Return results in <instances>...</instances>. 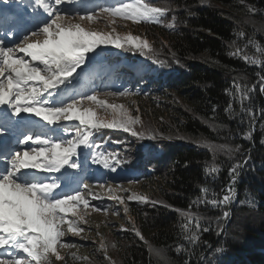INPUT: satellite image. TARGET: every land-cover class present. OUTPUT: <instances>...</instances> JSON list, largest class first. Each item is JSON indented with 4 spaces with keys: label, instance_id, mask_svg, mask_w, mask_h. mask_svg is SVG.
Returning <instances> with one entry per match:
<instances>
[{
    "label": "trees",
    "instance_id": "1",
    "mask_svg": "<svg viewBox=\"0 0 264 264\" xmlns=\"http://www.w3.org/2000/svg\"><path fill=\"white\" fill-rule=\"evenodd\" d=\"M76 2L81 4L80 0ZM134 2L123 0L121 3ZM141 2L170 5L173 9L158 22L144 23L147 36L143 38L151 50L145 49L146 54L141 55L140 50L125 45L123 56H119L97 47L87 54V61L101 59L104 64L106 76L100 81L101 91L134 84L133 88L144 92L168 96L175 112L156 122L142 118L136 128L145 132L144 139L113 129L92 130L89 144L78 149L88 165L95 164L93 158L97 153L103 156L116 153L123 161L120 167L132 171L128 180L162 178L165 186L160 192L149 195V202L128 205L127 217L132 227L142 232L147 244L135 236L132 227L124 226L117 234L118 249L111 246L116 240L111 237L113 241L106 246L107 254L100 249L84 264H109V260L111 264H161L150 247L164 250L170 264H185V261L188 264H264V117H261L264 93L260 92L259 84L260 75H264V55L254 46L264 48V0ZM250 7L255 11L250 12ZM168 24L174 27L158 30ZM250 40L254 44H249ZM237 49L260 63L250 64L241 55H230ZM142 56L151 57L144 67L138 65ZM159 61H164L167 67H160ZM155 64L159 67L154 69ZM141 71L139 76L137 73ZM131 77L133 80L129 81ZM236 86H255V89L249 100L240 102L229 95ZM52 91L55 94L56 91ZM92 91L91 75L84 71L79 84L68 87L65 94L80 99L81 95L86 97ZM55 95L53 101L57 99ZM230 102L236 113L232 116L226 111ZM242 107L251 109L257 117L250 138H246L250 114L241 112ZM78 124L68 123L64 131L73 135ZM149 133H157L158 137L149 139ZM202 141L238 150L231 156L218 152L213 160V153ZM235 163L243 166L234 185L235 198L229 205H192V201L202 195L220 197L222 189L231 183L229 171ZM213 165L220 167L214 178L206 176L207 168ZM151 201L157 203L153 206ZM180 211H191L193 223L198 219L201 227L209 228L201 234L202 242L198 246H189L183 239L184 217ZM224 211L229 212L227 218L223 217ZM181 244L187 251L178 253L176 248ZM218 247L224 251L216 253Z\"/></svg>",
    "mask_w": 264,
    "mask_h": 264
},
{
    "label": "snow or ice",
    "instance_id": "2",
    "mask_svg": "<svg viewBox=\"0 0 264 264\" xmlns=\"http://www.w3.org/2000/svg\"><path fill=\"white\" fill-rule=\"evenodd\" d=\"M4 2L13 3L14 0H4ZM67 2L72 0H17L15 9L0 10V142L4 145V150L0 151V163L4 165L3 170H0V249L4 250L0 264H53L50 255L67 264L65 258L59 254L57 246L75 248L78 245L71 242L60 243L65 235L62 225L67 223V231L78 235L82 229L76 226L75 221L68 220L67 214L75 215L78 206H83L81 208L83 212L89 207V197L95 200L97 195L92 192V185L85 183L83 190L78 194L63 197L57 192L60 185L56 182L55 174L70 169L71 171L64 175L63 179L65 184L71 185L74 174L80 168L78 148L89 144L93 135L92 130L118 129L130 133L133 137L145 138V132L135 127L140 123L139 117H133L120 105H106L104 101L98 99V94H90L86 97L81 95L80 99L74 97L70 103H64L62 106L53 102L52 90L71 80L77 69H81L85 64L88 53L94 52L100 45H112L117 49L125 47L119 36L86 31L81 23H73L72 19L62 16L60 6ZM204 2L205 0H201V3ZM243 2L244 0H241V3ZM40 10L50 18V22L45 21L42 27L33 25L22 34L19 43L11 41L15 43V46H9V37L26 21L39 16ZM170 11H173L170 5L154 6L151 3L135 0L134 3H121L119 7H104L100 15L122 17L133 22L141 20L158 22L160 17ZM249 11H255V9L250 7ZM93 19L91 15L79 17L80 22L85 20L92 22ZM172 19L176 21L177 18L173 15ZM167 26L172 28L174 24ZM240 35L242 36L243 33ZM123 39L132 48H138L141 55H145L144 50L149 49L146 41H140L136 37L127 36ZM233 43L235 44V41ZM248 43L254 44L251 40ZM254 46L264 55V48L258 44ZM20 53L23 56L19 55ZM230 55H241L242 59L250 64L260 63L256 59H251L246 53H240L239 49ZM158 63L160 67H167L164 61ZM259 84L260 92L264 93V75H260ZM254 89L255 86L246 88L236 86L235 91H230L229 95L233 100L243 102L251 98ZM126 94L127 91L119 93V95ZM105 95L114 96L117 93L108 92ZM85 101L104 106L105 110L111 108L115 113L114 118L111 122L98 120L94 111L81 107ZM226 111L230 116L236 114L231 102ZM240 111L250 114L249 131L246 133V138H250L252 125L257 117L251 109L242 107ZM22 113L33 114L48 125L57 124L60 121H78L79 126L76 127L72 139L57 141L50 137L32 134L20 135V129L17 126L21 124ZM261 117H264V109H261ZM12 136H15V142L20 146L15 150L7 147V138ZM157 137V133L148 134L149 139ZM113 142L120 143V141ZM201 143L213 153V160L218 152L231 156L233 151L238 150L225 144L214 145L208 141ZM24 146H27L28 150H24ZM109 159L115 163L116 167H120L123 163L116 153H109L108 156L97 153L93 162L102 163L107 168L110 165ZM242 166L241 163L231 166L229 171L231 183L222 189L220 197L216 194L202 195L192 201V205L197 207L200 204L213 207L229 205L235 198L234 185ZM116 167L112 168V171H115ZM219 171L220 167L213 165L207 168L206 176L211 175L214 178ZM41 173L48 175L41 176L39 175ZM38 175L41 176L39 182L28 179ZM99 187L103 188L104 185L100 184ZM109 191L111 192V189ZM113 198L124 205L123 211L127 214L129 212L127 201L119 196ZM127 200L149 202L147 198L135 194L128 196ZM151 203L154 206L157 201H151ZM159 203L164 202L159 201ZM92 208L98 210L96 205ZM114 214L119 213L117 211ZM180 215L184 217V223L181 224L183 239L189 246H198L202 242L201 234L208 232L209 228L201 227L198 219L196 223H193L194 214L191 211H180ZM195 216L199 217V213ZM228 216L229 212L224 211L223 217ZM131 230L136 237L148 243L142 232L134 225ZM9 249L15 250L17 254L25 255H14ZM100 249H105L103 242L100 244ZM149 250L160 259L161 264H170L164 250L152 247ZM176 251L178 253L187 251V248L181 244ZM223 251L221 247L215 249L216 253ZM75 259L80 258L75 257ZM109 264H111L110 260ZM185 264H188V261H185Z\"/></svg>",
    "mask_w": 264,
    "mask_h": 264
},
{
    "label": "rangeland",
    "instance_id": "3",
    "mask_svg": "<svg viewBox=\"0 0 264 264\" xmlns=\"http://www.w3.org/2000/svg\"><path fill=\"white\" fill-rule=\"evenodd\" d=\"M77 0H72V2H67L60 6V14L62 16L72 19L73 23H81V26L87 31H97L100 33H111L114 36H119L122 38L121 42L125 45H128L125 41L127 36H133L138 38L140 41H146L143 37L147 36V29L144 23L145 20L139 22H133L130 19H125L122 17H112L109 15H100L102 8L108 7H119L123 0H81V4H77ZM75 2L76 8H74L73 3ZM1 3H6L4 0H0ZM14 3L17 4V0H14ZM115 3V4H114ZM64 7V8H62ZM89 8H91L89 10ZM93 16L94 19L92 22L87 20L80 22V16ZM47 21L50 22V18L46 16L40 10V15L34 18H31L29 21H26L19 30L12 34L9 37V46H15V43H19L22 38V29L24 27L30 28L28 23L42 27L43 23ZM10 26V25H9ZM169 28L168 26H162L160 30ZM26 32V31H25ZM168 32V31H167ZM154 33V32H152ZM30 34V33H29ZM15 41V43H11ZM99 49L103 48V51L108 53L115 52L119 56H123L122 48H115L112 45H100ZM138 49V48H134ZM139 50V49H138ZM19 55L23 56L22 53ZM30 59V58H26ZM149 58L142 56L139 60L138 65L144 67L149 64ZM152 63V62H151ZM85 66L83 65L81 69H77V72L73 74V77L70 78V81H66L64 84L60 85L55 92L56 102L58 105L64 103H70L73 95L65 94V89H68L71 85L77 86L79 79L84 75V71L90 73L92 78V86L94 91L92 94H98V99L105 102L106 105H120L124 109L128 110L133 117H139L140 123L142 118H147L154 122L158 121L159 118L163 116H171L175 112V108L171 99L165 94H154L152 92H144L141 89L133 88L134 84L129 87H118L117 89H108L101 91L100 80L105 79L104 73V64L101 59L96 61H85ZM129 65V64H128ZM86 67V68H85ZM158 64H155V68H158ZM153 69V70H154ZM141 72L137 73L139 76L142 75ZM95 75V76H94ZM129 81L133 80V77L129 78ZM61 90V91H60ZM127 91L126 95H119L120 92ZM113 92L117 93L114 96H107L105 93ZM47 95V94H46ZM181 96V95H180ZM186 99V95L182 96ZM182 98V99H183ZM167 103V104H166ZM172 103V104H171ZM82 108L90 109L96 113L98 120H103L104 122H111L114 118L115 113L111 108L105 110L104 106H98L93 102H87L81 105ZM36 124V129L38 132L46 131L43 134V137H50L53 140L60 139H72L75 135H72L69 131H64L65 125L71 122L73 124H78V121H60L57 124L48 125L46 122L42 121L39 117H36L33 114H21V124L17 127L20 129V135L31 134V131L28 129L27 133L21 131L22 127H26V123ZM137 124V125H140ZM79 125V124H78ZM136 125V126H137ZM135 126V127H136ZM49 129H52V132H49ZM117 131H122L118 129H113ZM41 136V135H38ZM15 136L7 138V147L9 149L15 150L17 147H20L16 142ZM3 142H0V149H3ZM24 150H28L27 146H24ZM80 149H78V158L80 163L79 171L74 174V179L71 185L64 183V175L68 174L71 170L65 169L61 173L55 174L56 182L60 185L57 189V192L60 193L63 197H71L78 194L83 190V185L85 183L92 185V192L97 195V199L93 200L89 197V207L84 209L81 212L83 206L77 207V213L73 215L72 213L67 214V219L76 222V226L82 231L78 235L73 234V232L67 231V223L62 225V228L65 230V235L61 238V244L63 243H75L78 247L75 248H63L59 245L57 246L59 254L65 258L67 264H84L92 260L95 257L97 251L100 250V244L103 242L105 244V249L102 250L106 253L107 247L112 240L111 237H115V242L111 245L113 248H119V236L117 234L120 230H123L124 226L132 227V222L130 218L127 217L128 213L125 214L123 211L124 205L120 204L113 197L119 196L124 198L127 201V204L137 203V200H127L128 196L135 194L139 197L147 198L149 195H152L154 192H160L164 186L165 182L162 178L159 179H147V180H138L131 181L127 179V176L131 174V170H123L121 167H116L115 163L109 161V167L105 168L103 164L95 163L94 165H88L84 163L81 158ZM75 159V158H74ZM112 163V164H111ZM4 165L0 163V170H3ZM116 167L115 171H112V168ZM33 171V170H27ZM41 176H46L48 174L41 173ZM37 176V178L41 176ZM40 180L36 181L39 182ZM100 184H103L104 187H99ZM111 189V192L109 191ZM155 194V193H154ZM96 205L98 210H93L92 206ZM118 211L119 214H114ZM82 216V219H81ZM10 252H13L15 255V250L9 249ZM107 254V253H106ZM17 255L24 256L23 253H18ZM4 250L0 252V258H3ZM79 257L80 259H75ZM86 258V259H85ZM50 260L53 264H64V261H58L55 259V256L50 255Z\"/></svg>",
    "mask_w": 264,
    "mask_h": 264
}]
</instances>
